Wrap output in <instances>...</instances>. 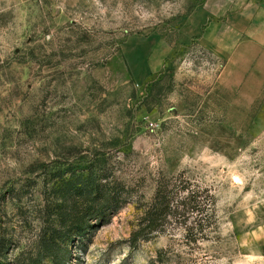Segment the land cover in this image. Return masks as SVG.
<instances>
[{
  "label": "rangeland",
  "instance_id": "rangeland-1",
  "mask_svg": "<svg viewBox=\"0 0 264 264\" xmlns=\"http://www.w3.org/2000/svg\"><path fill=\"white\" fill-rule=\"evenodd\" d=\"M202 1L0 0V264H264V76L180 40ZM156 194L179 213L133 243Z\"/></svg>",
  "mask_w": 264,
  "mask_h": 264
},
{
  "label": "crops",
  "instance_id": "crops-1",
  "mask_svg": "<svg viewBox=\"0 0 264 264\" xmlns=\"http://www.w3.org/2000/svg\"><path fill=\"white\" fill-rule=\"evenodd\" d=\"M188 19L180 40L225 58L232 80L264 76V0H203Z\"/></svg>",
  "mask_w": 264,
  "mask_h": 264
},
{
  "label": "trees",
  "instance_id": "trees-1",
  "mask_svg": "<svg viewBox=\"0 0 264 264\" xmlns=\"http://www.w3.org/2000/svg\"><path fill=\"white\" fill-rule=\"evenodd\" d=\"M69 181V180H68ZM69 183V182H68ZM57 187L53 186L54 193L53 194H61L60 186L59 184H56ZM127 189V188H126ZM156 197L154 198V203L150 205L146 216L143 219V222H140L136 229L131 234V241L133 243L139 242L142 238L147 239L148 235H151L155 230L156 227L159 225V223L164 222L171 214L179 213L178 207L180 205H177L175 208L171 207L172 203V197L171 194H156ZM121 199H123L125 202H128L131 198V194H129L128 190L124 191V194H121ZM108 204L113 205L117 201H119L118 194H110L107 197ZM202 206L199 207L200 214L202 212L205 213V216L208 220L213 218V206H214V198L211 194H204L202 198ZM196 202V195L195 194H189L188 197V204H194ZM159 206V207H156ZM95 219L99 222L104 221L105 214H96ZM85 214L83 213H70V212H64L60 213L59 215V227H54V231L56 233L61 234V240H64V246H60L59 244V250L62 252V257L65 260H68L70 257V251L69 253L67 250V241L70 239V237L74 236L75 238L79 240H83L86 236V232L89 228V221H87ZM148 222L145 224V222ZM204 231V227L201 226L200 229H186V236L192 237L197 235L198 233H202ZM60 239V238H59ZM46 251L48 253H52V251L55 250V247L51 242H46Z\"/></svg>",
  "mask_w": 264,
  "mask_h": 264
}]
</instances>
